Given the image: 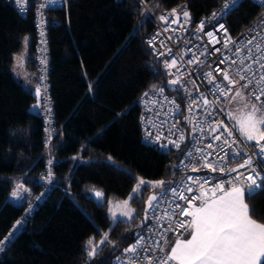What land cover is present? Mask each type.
I'll return each mask as SVG.
<instances>
[{
	"label": "trees",
	"instance_id": "16d2710c",
	"mask_svg": "<svg viewBox=\"0 0 264 264\" xmlns=\"http://www.w3.org/2000/svg\"><path fill=\"white\" fill-rule=\"evenodd\" d=\"M183 1L196 20L223 0H145L156 11ZM34 15L0 0V264H89L85 242L101 233L115 249L101 245L91 264H113L145 227L157 182L164 188L180 174L182 153L147 144L141 133L140 97L169 81L145 41L154 22L139 0H65L47 10L57 133L45 145L39 95L9 69L26 35L34 65ZM263 16L264 7L243 0L227 20L239 33ZM141 179L153 187L141 185L130 200L133 219L113 223L110 202L127 199ZM19 182L31 190L20 203L11 198ZM246 201L264 223V192Z\"/></svg>",
	"mask_w": 264,
	"mask_h": 264
},
{
	"label": "built area",
	"instance_id": "2783aa9c",
	"mask_svg": "<svg viewBox=\"0 0 264 264\" xmlns=\"http://www.w3.org/2000/svg\"><path fill=\"white\" fill-rule=\"evenodd\" d=\"M6 1L10 2L17 13L25 18L32 11L35 13L34 66L39 76V86L37 89L39 90L40 114L43 118V130L45 134L44 144L49 145L57 133V120L53 100L51 98L50 71L52 66L50 61L51 45L48 31L47 10L63 6L65 0H56L55 3H51L50 0H21L23 6L18 5L16 0ZM139 1L145 6L149 16L154 22L153 29L145 39L152 54L161 61H170L173 57L177 58L176 65L167 70L172 73V75H168L169 80L176 78L177 69L183 72V75L180 77V84L170 87L168 85L157 87L146 91L138 101L139 121L144 142L168 151L182 153L176 167L180 172L179 176L171 180L166 187L157 191L155 195L159 197L161 191L176 187L177 191L182 193L185 197L191 198L198 196L202 189H200L195 179L188 180L187 177L189 176L198 178L200 183L207 181V183H204L203 188L211 190L218 182L231 180L232 177L237 175L236 172H231V174H229V168H238L239 172L247 174L250 169L240 168V164L244 163V159L248 156L252 157L253 165L258 164L259 160L257 153L259 148L256 146L255 141H248L241 135L239 129L235 126L228 113L223 108L222 102L231 92H229L227 96L209 94V89L212 88V84H209L208 81L211 78H206L202 73L212 72L215 77L214 83L224 86L228 85V81L223 80V72L227 70L228 76L236 82L234 85H231L232 90L238 83L244 84L245 81L241 80L239 76L236 75L238 63H231V60L236 59V57H231L227 49H223L222 46L226 36L231 37V41L228 44L230 49L234 48L233 42L242 45L243 41L251 39L256 33L250 32L249 30L259 25L260 22L264 20V16L257 23L246 27L239 33H233L227 20L231 11L222 15L225 4H228L229 8H233L232 0H223L216 8L196 20L191 16L188 23H183V12L185 10L189 11L186 1L179 2L160 11L150 9L145 0ZM242 1L243 0H239L238 6ZM251 1L258 4L257 0ZM173 9L176 10L175 16L170 15ZM212 13H216V19L210 20L209 17H211ZM161 16L168 17L170 23L165 24L164 21L160 19ZM177 16L179 17V22L171 23V21L176 20ZM202 21L204 22L203 31H198V26ZM218 22L223 23L224 29H227L226 34L223 29L214 28ZM181 24H183V27H181ZM165 29H167V31H165ZM210 30L214 31L215 39H210L206 35ZM261 35H264V33H261ZM256 38L258 40L259 36ZM248 47H254V44L248 45ZM216 48H220L222 51L214 52ZM169 49H171V56L169 55ZM244 50L247 51V48ZM160 52L164 53V55L158 56L157 53ZM201 53L204 54L202 55ZM226 56L230 57L227 59L226 63H220L219 60ZM190 58H198V61L193 59V63L189 64L188 61ZM217 66L219 70L214 71L217 69ZM253 67L256 68L257 66L254 65ZM185 69L186 71H184ZM181 84L184 90H174L179 88ZM161 88L164 89L162 95L158 92ZM247 90L249 92L251 91L250 88ZM145 93L148 95L145 96ZM201 93L209 100L210 104L208 106L202 104L200 98ZM164 97L168 99L165 100ZM192 97H196L197 99L193 101ZM261 100H264V96L261 97ZM171 101H174V103H171ZM177 106L179 107L177 108ZM190 107L191 111H189ZM209 113H211V115H209ZM220 122H222V124ZM217 125H220L221 132L224 131L223 125H227L228 130L232 132V136L228 137L227 133L224 132L220 140H214L212 138L213 135H219V132L213 133L212 128H215ZM200 128L203 129V132L198 130ZM181 134L184 135V140L180 141V147L177 149L173 147L170 142L179 141ZM157 137H159V139H157ZM225 138H227L230 143L233 140L236 142L229 151L240 150L244 158L237 157L235 160H232L231 157H229L223 162L220 161L219 157L224 154L221 149H227V146L222 143ZM209 143L213 144L214 151L206 147ZM260 143L264 144V140L260 141ZM197 148H203L205 153L211 152L212 155L208 156L207 159L214 167L218 164L221 167H225V172H213L211 168L204 167L205 161L201 159L200 154L195 151ZM189 151L193 152L192 157L187 155ZM193 168L198 170L193 171ZM261 175H264V172H261ZM241 180H243V177H241ZM189 187L192 188L191 192L187 190ZM224 187H229L228 183H225ZM176 203L185 205L186 201L178 199L173 195L168 197L167 202H160L158 205H156L154 201L153 204L156 205L157 208L155 217L152 214V210H150L147 223L140 232L144 235L147 246L151 249L147 252V256L153 258V264H159V260L163 259V257L169 253L171 242L175 238L181 237V233H183L182 236L187 233L185 232V228L176 229L175 232L165 231V229L168 228V222L165 218L166 213L171 214L179 211V209L175 207ZM202 203L203 201L201 199H196L186 206L188 211H193V205L199 207ZM32 206H30L29 209H31ZM158 219L160 223L163 224V227L157 225ZM173 220L174 222L190 221L191 217L179 216L173 217ZM149 226L155 227H151L149 230ZM160 233L164 234L166 241L161 238ZM157 242L163 247V252L156 246ZM133 243H136V241H131L125 248H128ZM123 250L115 256L113 264H127L129 257L136 259L131 253H125ZM117 256L121 258L120 261L116 260ZM144 264H146V261ZM170 264H175V262H170Z\"/></svg>",
	"mask_w": 264,
	"mask_h": 264
},
{
	"label": "snow or ice",
	"instance_id": "6c2138e0",
	"mask_svg": "<svg viewBox=\"0 0 264 264\" xmlns=\"http://www.w3.org/2000/svg\"><path fill=\"white\" fill-rule=\"evenodd\" d=\"M17 4L22 5L21 0H16ZM51 3H55L56 0H50ZM257 3L264 7V0H257ZM233 8L238 6L239 0H232ZM233 8H229L228 4L224 5L222 10V15L227 14L232 11ZM170 15L175 16L176 10L173 9ZM160 19L164 21L165 24H169L170 21L168 17L161 16ZM209 19H216V13H212ZM190 20V14L188 11L183 12V23H188ZM179 22V17L177 16L176 20L171 21V23ZM183 27V24H181ZM204 22L202 21L198 26V31H203ZM214 28L223 29L225 34L227 29H224L222 22H218ZM167 31V29H165ZM250 32L256 33L251 39L243 41L241 44H236L233 42L234 48L230 49L228 47L231 37H227L223 43V49H227L231 57H236L232 59V64H237L236 75L243 81L244 84L241 85L243 89H251L248 95L254 97V100L258 102L261 107H257L256 104L249 105L246 102V98L242 96L241 91L237 90L235 95L232 97V100L235 101L236 97H240L242 100H245L244 109L245 112L241 119H239L236 124L239 127L241 135H243L248 141H255L256 146H258L259 151L257 157L259 163L256 165L252 164V157L248 156L244 159V163L240 164V168H248L250 171L245 174L239 172L238 168H229L228 172H236L237 175L232 177L231 180L218 182L212 189L211 198L207 197L206 191H200L198 196L191 198L185 197L182 193L177 191L176 187L169 188L165 191H161L159 197L153 195L147 201L148 209L152 210V214L155 217V212L157 210L156 205L160 202H167L170 195L176 196L178 199L185 200V205H180L179 203L175 204V207L179 209L178 212H173L171 214L166 213V219L168 222V228L165 231H174L179 228H185V232L190 233V238L180 239L177 238L174 241V246L170 249L169 253L166 254L163 259L159 260V264H170V262H175V264H264V223H258L256 220H253L250 215V209L246 203L245 196L247 195L248 199L253 198L254 196L264 192V175H261V172H264V144H261L260 141L264 140V130L259 126H264V100H261V97L264 96V20L260 22L259 25L254 26L249 30ZM206 35L210 39H215L214 31H209ZM257 36L259 39L257 40ZM219 42V41H217ZM255 42V43H254ZM151 43V41H150ZM254 47H248V45H253ZM247 48V51L244 49ZM222 49L216 48L214 52H221ZM202 55L204 53H201ZM157 55H164L160 52ZM169 55L171 56V49H169ZM230 57L226 56L219 60L220 63H226L227 59ZM193 59L198 61V58H190L188 63H193ZM247 61V63H246ZM166 69V75H172L170 71L173 66L177 63V58L173 57L170 61H161ZM257 66L254 68L253 66ZM219 70L217 69L214 71ZM186 71V69L184 70ZM183 75V72L180 69H177L176 78L169 81V87L171 85L180 84V77ZM206 78L210 77L209 84H212V88L209 89V94L217 96H227L229 92L232 91L231 85H234L236 82L232 80L228 74L227 70L223 72V80L228 81V85L222 86L221 84L214 83L215 77L212 72L202 73ZM176 91H181L183 85L181 84L179 88L174 89ZM155 91V90H154ZM164 89L161 88L158 92L162 95ZM39 90L37 89V94ZM145 96L148 94L145 93ZM200 98L204 106L210 104L209 100L201 93ZM167 100V97H164ZM197 98L192 97V100L195 101ZM155 102V101H153ZM174 103V101H171ZM179 106H177L178 108ZM191 111V107L189 108ZM211 115V113H209ZM231 116V114H230ZM222 124V122H220ZM211 127V126H210ZM224 131H220V125H217L215 128H212L213 133L219 132V135H213L214 140H220L221 136L224 135V132L227 133L228 137L232 136V132L228 130L227 125H223ZM203 132V129H198ZM159 139V137H157ZM184 140V135L181 134L179 141H171L173 147L179 148L180 141ZM194 143V141H193ZM223 145L227 146V149L222 148L223 156H220L219 159L223 162L225 159L231 157L232 160H235L237 157L244 158L240 150L229 151L232 148V145L235 144V140L231 143L227 138L223 140ZM166 147V145H165ZM208 149H213V144L209 143L206 145ZM196 152L200 154V158L205 161L204 167L211 168L213 172L220 171L225 172V167L213 166L212 163L207 159L208 156L212 155L211 152L205 153L203 148L195 149ZM189 157L193 156V152L189 151L187 153ZM259 169V170H258ZM193 171L198 169L193 168ZM243 177V180H241ZM188 180H196V183L199 184L200 189H203L204 183H200L198 178H193L191 176L187 177ZM164 181L157 182V185L163 189ZM228 183L229 188L225 190L224 184ZM145 185L144 191H147L148 188L153 187L151 182H145L143 180L139 181V184L134 189V193L140 191V186ZM189 192L192 191V188L187 189ZM217 190L220 191L221 195L216 196ZM15 196L16 193L14 192ZM96 197H102L103 193L96 191ZM132 199V196H129L128 200L123 202L122 207L127 210L121 211V217L127 218V220L133 219V214L135 209L129 207V201ZM142 199V197H138ZM201 199L203 203L197 207L193 205L194 210L188 211L187 204H191L193 200ZM153 201L156 202V205L153 204ZM120 207V205H117ZM148 211H145L144 220L141 222L144 224L148 219ZM179 216H188L191 217L190 221H178L174 222L173 217ZM112 219L114 222H125L117 221L115 212L112 213ZM19 223V222H18ZM157 225L163 227V224L160 223V220H157ZM187 225V227H186ZM151 227L149 226V230ZM113 229L110 228L109 232ZM10 235H12L10 233ZM161 238L165 239L163 233H160ZM181 236L183 233L180 234ZM102 239L98 242L95 241V238H89L84 245V254L88 257L89 264L93 261V258L98 254L99 251L103 249L101 245L110 246L115 249V244L108 239L109 233H101ZM133 238L136 243L131 244L128 248H125L123 251L125 253H131L133 257H129L127 264H153V258L147 256V252L151 249L147 246V242L144 239L142 233H135ZM3 243V242H0ZM156 246L160 251H164L163 247L157 242ZM142 258V259H141ZM120 257L117 256L116 260L120 261Z\"/></svg>",
	"mask_w": 264,
	"mask_h": 264
},
{
	"label": "rangeland",
	"instance_id": "374dc122",
	"mask_svg": "<svg viewBox=\"0 0 264 264\" xmlns=\"http://www.w3.org/2000/svg\"><path fill=\"white\" fill-rule=\"evenodd\" d=\"M30 40H31V38L29 35H26L25 37L22 38L21 50L19 52L14 53L12 63L9 66L10 72L13 74V76L16 79H18L23 84V86L27 90H33L34 88H36V87L38 88V86H39V76H38L37 71L35 70V66L33 65L32 53L30 52ZM171 80H173V79H170L169 81H171ZM169 81H168V85H169ZM241 85L242 84L238 83L237 86L231 91L230 95L226 99H224V101L222 102L223 108L228 113L232 122L235 124V126L238 129H239V127L237 126L236 122L242 118V116L245 112V109H244L245 100H242L240 97H236L235 101L232 100V97L235 95V92L237 90L241 91L242 96H244L246 98V102L249 105L256 104V106L258 108L261 107V105L254 100V97H252L251 95H248L249 91L247 89L241 88ZM171 86H173V85H171ZM262 111H264V108H262ZM230 114H231V116H230ZM259 127H261V129L264 130V126H259ZM141 180L146 181V182H150V181L144 180V179H141ZM14 192L16 193V195L14 196L12 194L11 198L14 201L20 203L30 196L31 190L26 185H24L22 182H19L17 184V187H16ZM136 194L137 193H134V190H133L130 196L133 197ZM153 195H155V193L150 194L149 197L146 199V210L148 211V213L150 212L151 209H148L147 201ZM128 198L123 199V200H112L110 202L109 213H110L111 217H112V213L115 212L117 220L118 219H127L125 217H121V211L127 210V209H124L122 207V205H123V202L125 200H128ZM117 205H120V207H117ZM129 207L131 209H133V207L130 204V201H129ZM134 215H135V212H134L133 216ZM113 223H115L114 220H113ZM14 232H15V228L13 229L12 233H14Z\"/></svg>",
	"mask_w": 264,
	"mask_h": 264
},
{
	"label": "crops",
	"instance_id": "0c3cea01",
	"mask_svg": "<svg viewBox=\"0 0 264 264\" xmlns=\"http://www.w3.org/2000/svg\"><path fill=\"white\" fill-rule=\"evenodd\" d=\"M32 91H34V92H37V87L36 88H34ZM225 188V190H227L229 187H224ZM201 191H206L207 192V197L206 198H211V196H212V191L211 190H208V189H206V188H203ZM221 195V193H220V191L219 190H217V192H216V196L217 197H219ZM245 200H246V196H245ZM246 203H247V201H246ZM248 204V203H247ZM249 206V205H248ZM249 209H250V207H249ZM249 215H250V212H249ZM250 217L253 219V220H256V219H254L251 215H250ZM258 223H262V222H260V221H258V220H256ZM178 238H180V239H188V238H190V233H186L184 236H181V237H178ZM177 238H175V240H176ZM174 240V241H175ZM174 241H172L171 242V245H170V248H169V251H170V249L174 246Z\"/></svg>",
	"mask_w": 264,
	"mask_h": 264
},
{
	"label": "water",
	"instance_id": "95a60500",
	"mask_svg": "<svg viewBox=\"0 0 264 264\" xmlns=\"http://www.w3.org/2000/svg\"><path fill=\"white\" fill-rule=\"evenodd\" d=\"M189 12V11H188ZM189 14H190V12H189ZM190 18H191V14H190Z\"/></svg>",
	"mask_w": 264,
	"mask_h": 264
}]
</instances>
